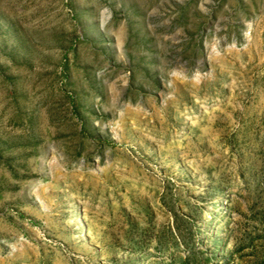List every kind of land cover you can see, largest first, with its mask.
I'll use <instances>...</instances> for the list:
<instances>
[{"label": "rangeland", "instance_id": "374dc122", "mask_svg": "<svg viewBox=\"0 0 264 264\" xmlns=\"http://www.w3.org/2000/svg\"><path fill=\"white\" fill-rule=\"evenodd\" d=\"M207 257L264 264V0H0V264Z\"/></svg>", "mask_w": 264, "mask_h": 264}, {"label": "trees", "instance_id": "16d2710c", "mask_svg": "<svg viewBox=\"0 0 264 264\" xmlns=\"http://www.w3.org/2000/svg\"><path fill=\"white\" fill-rule=\"evenodd\" d=\"M202 27L200 26L198 28V30H201ZM198 33V31L196 32ZM70 103L72 106H74V99L73 98H70ZM173 237L172 238V242L171 243H167V242H160L159 240L157 241V248L161 251H169V250H172L174 249V251L176 252H180V250H189V251H192V245H191V240L193 238L192 235H190L189 237H185L184 234H182V231L181 229L176 226L175 228V233L173 234ZM194 257H197V256H194ZM197 259V258H195ZM211 261V258L210 257H207V258H204L203 260L199 261L197 264H209ZM180 262H185V259H181Z\"/></svg>", "mask_w": 264, "mask_h": 264}, {"label": "bare ground", "instance_id": "6f19581e", "mask_svg": "<svg viewBox=\"0 0 264 264\" xmlns=\"http://www.w3.org/2000/svg\"><path fill=\"white\" fill-rule=\"evenodd\" d=\"M76 211V210H75ZM74 213V212H73Z\"/></svg>", "mask_w": 264, "mask_h": 264}]
</instances>
